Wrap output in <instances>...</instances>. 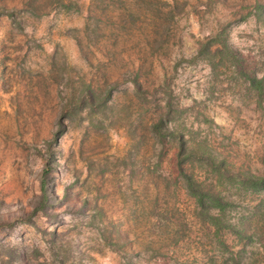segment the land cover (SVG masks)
Wrapping results in <instances>:
<instances>
[{
  "label": "rangeland",
  "instance_id": "obj_1",
  "mask_svg": "<svg viewBox=\"0 0 264 264\" xmlns=\"http://www.w3.org/2000/svg\"><path fill=\"white\" fill-rule=\"evenodd\" d=\"M64 1H77L79 11L58 8L54 0H0V264H236L231 256L264 264L263 241L245 247L229 231L214 238L194 216L170 144L153 150L146 137L124 161L132 145L125 129L98 130L77 115L63 120L55 140L81 80L94 87L119 81L115 101L131 106L138 134L146 136L164 107L157 90L168 79L181 107L205 102V115L227 139L217 130L209 137L216 147L222 142L235 166L264 174V110L221 89L209 99L210 68L188 63L200 42L231 24L230 43L263 74L264 16L258 18L255 5L264 7V0ZM167 2L177 8L164 43L151 13L167 10ZM150 43L159 50L141 59ZM139 67L145 107L133 86L123 84L122 75ZM162 149L155 167L153 154ZM46 167L52 168L51 206L31 216ZM258 227L264 224L247 222L245 233Z\"/></svg>",
  "mask_w": 264,
  "mask_h": 264
},
{
  "label": "trees",
  "instance_id": "obj_2",
  "mask_svg": "<svg viewBox=\"0 0 264 264\" xmlns=\"http://www.w3.org/2000/svg\"><path fill=\"white\" fill-rule=\"evenodd\" d=\"M173 2L176 3L175 0ZM54 4L68 12L79 11L77 1L54 0ZM166 6L167 10H157L156 14L151 13V16L155 15L156 19L161 22V37L165 38L164 43L167 41V33L170 29L168 24L174 21L177 8L175 4L168 2ZM255 9L258 18L262 19L264 7L257 3ZM127 16L134 21L142 18V16L135 18L133 14ZM246 19L247 16H242L240 21ZM229 26L231 24L200 42L196 53L188 63L194 65L202 62L210 68L212 82L209 88V99L212 100L221 89V91L239 97L245 106L254 105L257 109L264 110V73L260 74L261 68L259 67L252 68L243 53L230 43ZM147 47L141 49V59L147 54L154 55L159 50V46L152 43ZM141 72L139 67L135 70H128L122 77H124L123 84L129 83L133 86L134 94L138 97L142 107H145L149 100L139 80ZM103 84L94 87L81 80L79 96L76 97L74 94L71 101L67 100L68 104L63 108L56 141L64 131L63 120L77 115L98 130L113 127L125 129L127 136L131 138L132 145L124 161L139 153L146 137L152 142L153 150L156 146L163 147L170 144L177 149L179 178L187 196L194 202V216L203 225L214 230V238L222 231H229L237 237L238 243L245 247L252 245L254 241L264 242V228L259 232L258 227L252 235L245 233L247 222L255 220V222L260 221L264 224V174H255L238 168L221 151L222 142L227 138L219 132L220 127L215 121L205 115L203 111L206 107L205 102L195 101L192 107H181L169 80L166 79L163 86L157 90L164 95V107L157 113V117L148 123L145 129L146 136L139 135V127L135 125L137 119L133 122L131 106L115 101V94L121 83L119 81L109 83L105 80ZM59 95L64 101L61 90ZM148 110L149 108H145L143 112ZM143 112L137 118H141ZM216 130L222 141L218 147L209 137ZM163 154V149L154 152L153 155L157 158L155 167L159 166V160ZM50 172L52 168H47L43 174L40 201L31 216L51 206L48 176ZM196 172L208 176L211 184L207 185L197 179ZM234 217L238 218L237 223L233 222ZM217 245L220 250H228V246L221 240L217 241ZM231 260L240 264L238 256H231Z\"/></svg>",
  "mask_w": 264,
  "mask_h": 264
}]
</instances>
